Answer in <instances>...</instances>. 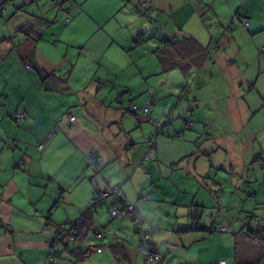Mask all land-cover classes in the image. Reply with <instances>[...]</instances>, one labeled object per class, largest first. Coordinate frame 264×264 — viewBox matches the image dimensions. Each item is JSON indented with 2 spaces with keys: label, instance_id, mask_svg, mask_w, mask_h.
I'll list each match as a JSON object with an SVG mask.
<instances>
[{
  "label": "crops",
  "instance_id": "crops-1",
  "mask_svg": "<svg viewBox=\"0 0 264 264\" xmlns=\"http://www.w3.org/2000/svg\"><path fill=\"white\" fill-rule=\"evenodd\" d=\"M6 1L8 10L0 17V264H46L49 251L46 238L52 237L58 224L82 215L93 196V172L84 159L89 150L102 156L104 176L112 184L120 183L127 200L148 221L160 227L155 234L160 252L172 253L164 259V264H171L173 254L179 249L190 252L196 238L184 233L197 232L195 227L201 225L200 215L206 209L226 207L227 193L223 191L218 198L219 186H210L208 181L205 186L203 179L199 180V190L193 192L175 178L181 172L184 176L195 173L188 161L193 156L213 157L206 124L195 111L191 114L194 118H190L192 102L185 96L178 98L171 111L168 103V107H162L161 116L156 115L160 106L153 97L162 99L165 93L150 86L151 96L147 99L145 91L137 89L141 77L137 78L139 72L135 66L142 73L147 68L153 75L162 72L164 68L155 48L143 50L137 41L146 38L143 46L156 47L161 35L176 39V32L184 34L188 24L180 23L178 18V27L171 30L153 19L148 24L146 16L151 12L138 6L141 1H147L127 0L135 5L131 11L123 8L122 12L127 13L122 17L121 27L127 21L125 18L133 21L134 27L131 24L130 33L124 36L97 21L88 23L89 16L81 8L80 0H66V11L58 9L63 0ZM167 1L169 4L170 0ZM261 9L248 5L244 11L252 20L251 28L256 30L259 26L264 29L263 21L259 26L254 25L262 15ZM71 15L72 21L67 22ZM156 26L158 31L152 36ZM143 31L147 32L141 39L138 34ZM25 62L31 66L26 68ZM122 94L123 102H119L118 95ZM142 94L140 102L151 103V117L157 119L166 114L171 124L164 127L165 132L158 139L156 159L146 161L150 177L140 163L155 127L150 122L143 125V119L124 110L129 98L137 99ZM195 106L197 111V98ZM19 109L26 110L21 121L15 118ZM71 115L76 119L68 122ZM185 116L195 123L194 127L185 128L176 122ZM138 128L143 129L141 134L135 131ZM213 175L211 170L199 178ZM209 191L217 204L208 195ZM147 192L151 193L150 201L141 197ZM182 194L190 197L182 199ZM58 199L60 203L55 206ZM104 208H99L91 219L95 225L91 231L96 232L98 244L104 247L100 254L105 256L110 247L112 254H108L117 257L114 264H134V248L139 251L140 237L136 229L134 236L131 219L112 221ZM211 217L222 225L226 222L220 211L208 219ZM248 223L240 229L242 237L236 241L235 258L221 254L206 264H217L220 259H226L228 264H264V243L247 236ZM205 226L204 230L210 231ZM210 234L197 233V236L207 244L214 242L224 248L225 235ZM229 238V244L234 245L235 238L231 234ZM109 239L111 246L107 245ZM85 247H80L79 253L72 246L65 249L60 264H72L74 256L84 260L97 253L87 252ZM84 254L88 255L82 257ZM188 257L189 253H183V264L194 263Z\"/></svg>",
  "mask_w": 264,
  "mask_h": 264
},
{
  "label": "rangeland",
  "instance_id": "rangeland-1",
  "mask_svg": "<svg viewBox=\"0 0 264 264\" xmlns=\"http://www.w3.org/2000/svg\"><path fill=\"white\" fill-rule=\"evenodd\" d=\"M146 1V3L141 1L138 6L146 8L149 13L151 12L149 16H146L149 20L148 24L153 19L164 29L171 30L178 27V18L180 23L188 24V30L184 34L182 31L176 32L177 40L183 37L182 34L184 36L188 33L192 34L204 44L210 55L205 58L206 62L201 67L195 66L197 59L188 61L187 68L178 65L168 72L155 73L156 75H153L154 73L148 68L147 71H150V74H147L145 69H143L145 73H142V69L135 65L139 72L137 78L141 77L138 80L140 87L137 89H143L147 99L151 96L150 86L165 93L162 99H159V96L153 97L155 103L157 100L160 106V109L155 112L159 116L162 114V107H168V103H171L169 107L171 111L180 96L189 98L192 102L189 116L194 118L191 114L195 111L194 114L206 124V134L210 138L213 157L201 154L193 156L188 161L192 164L191 168H194L195 173L184 176L181 172L176 174L175 178L186 183V187L192 189L193 192L199 190V180L206 181L205 186L208 181L210 186H219L217 189L218 198L220 193L224 194L223 191H226L228 200L226 207L219 209L218 206L215 211L214 208L213 210L208 208L203 212V215H200L199 219L201 225L208 226L210 223L208 216L217 215L220 211V214L226 217V222L223 225L228 226V230L210 232L195 228L197 232L184 233L188 236L193 234V237L196 238L195 241L192 240L193 247L190 252L177 250L173 254L171 264H183V253L185 255L189 253L188 260L194 262L193 264L209 263L221 254L235 258L237 256L236 241L242 237L240 229L245 222L257 224L258 218L264 219V29H260L262 27L259 26L260 21L264 22V0H249L247 3L245 0H170L169 4L167 0ZM79 3L89 16L88 23L97 21L104 28L111 29L115 33L119 32L124 36L130 33L129 26L131 24L134 27L133 21L125 17L127 21L121 27L122 17L127 13L122 11L127 7L130 11L133 10L134 3H128L127 0H80ZM248 5L252 9L262 7V15L254 22L255 26H259L257 27L259 30L245 29L240 21V16L237 15L238 11L242 15H246L244 11ZM69 6L71 7V4ZM132 17L134 18V13ZM62 20L60 21L62 22ZM157 28L159 27L156 26L155 31H158ZM149 36L147 35V37ZM143 45H140L141 49L146 51H152L155 48L154 45ZM186 45L193 47L194 56L204 59V55H200L199 49L202 45L193 46L189 43ZM122 80L125 81V78ZM112 96L115 98L116 93H113ZM142 96L144 94L137 95V99L134 100L141 106L143 105L140 102ZM196 98L198 100L197 111ZM147 105L150 106L151 103L144 106ZM164 116L163 119L154 120L163 122L164 118L168 117L166 114ZM140 117L145 116L140 112ZM144 120H148V117ZM176 122L181 123L185 128L195 125L192 120L188 119V116L182 117ZM148 123V121H144L142 124ZM151 123H149L150 126H152ZM128 126L132 125L128 124ZM142 130V128H138L135 131L141 134ZM134 169H136V165H134ZM211 170L215 175L208 179L199 178L206 176ZM171 187L175 188L176 185ZM208 195L214 199L216 204L218 203L210 191ZM181 197L184 199L190 196L182 194ZM198 198L200 199L201 196ZM163 209L166 207L163 206ZM104 210L108 211L107 208ZM253 215L256 216L255 219L252 218ZM108 218L111 219L110 216ZM130 221L134 226V236H136L135 224L132 219ZM209 232L225 235L227 243L224 248L217 247L214 242L207 244L197 236V233L211 235ZM230 234L235 238L234 245L229 244ZM111 240L109 239L107 245H112ZM108 253L112 254L110 247L105 256L93 253L88 259L79 260L77 256H74L71 260H73L72 264H114L117 262V257ZM169 254L165 252L162 256L166 260V257L172 253ZM58 263L60 264V258ZM134 264H147L141 251L135 248Z\"/></svg>",
  "mask_w": 264,
  "mask_h": 264
},
{
  "label": "trees",
  "instance_id": "trees-1",
  "mask_svg": "<svg viewBox=\"0 0 264 264\" xmlns=\"http://www.w3.org/2000/svg\"><path fill=\"white\" fill-rule=\"evenodd\" d=\"M67 1H69V0H67ZM65 5H66V0H63L62 2H60L59 4H58V9H60V10H64V11H66V9H68L67 7H65ZM0 6H5L6 8H5V11H3L2 13H0V17H2V16H4L5 14H6V12H7V10H8V2L6 1V0H0ZM237 15L238 16H240V21L243 23V26H244V28L245 29H247V30H250V28H251V21H250V19L246 16V15H242L241 13H240V11H238L237 12ZM70 19V20H69ZM72 21V16H70L68 19H67V22H71ZM246 23H249V25L247 26V24ZM22 30H24L23 28H22ZM147 31H143V32H141L140 34H138V37L140 36V38L142 39V37L144 36V34L146 33ZM156 32L157 31H155V33H154V35H152V36H155V34H156ZM183 37L181 38V39H178L177 40V38L176 39H174V38H171V37H167V35H161V38L159 39V44L155 47V54H156V56L158 57V59H159V61H160V63H162L161 65H162V67L164 68V70H166L165 72H168L170 69H172V68H174V67H176V66H178V65H183V68H187V64L189 63L188 61H196L197 59V63H196V67H201V66H203L204 64H205V62H206V57H208L209 55H210V53L206 50L207 48H205V46H204V44H202V42H200L194 35H192V34H186L185 36L184 35H182ZM144 41H147V39L146 38H143L141 41H137V44H139V45H142L143 43H144ZM187 43H189V44H192L193 46L194 45H202L199 49H200V55L201 54H203L204 55V59L202 58V59H199V56H194L193 54H195V52H194V49H193V47L191 46V45H186ZM26 64H28L29 65V67L31 66V64L29 63V62H25L24 63V65H26ZM198 65V66H197ZM28 67V68H29ZM163 70V71H164ZM119 96V98H118V101L119 102H123L122 101V98L124 97V94H122V95H118ZM136 99V97H131V98H129L127 101H128V106H126V108L124 109V110H126V112H128V113H132V114H134V116H139V118L142 120L143 119V121H148V122H152V124L154 125V130L151 132V134L149 135V137H148V139H147V143H148V151H147V153H146V155H145V157H144V159L141 161V163H140V165L144 168V170H145V172H146V175L147 176H149L150 177V174H149V171L147 170V166H146V161L147 160H154V159H156V157L154 156V153L157 151V147H158V143H157V145H156V150H153L152 151V157L151 158H148L147 157V154H148V152L150 151V149H151V146H150V142H149V138L152 136V135H154L155 133H156V130H157V125H156V122L160 125V127H161V133H160V135H162V134H164V132H165V130H164V127L166 126V125H168L169 126V124L168 123H170V121H169V119L168 118H166V119H164L163 120V122L161 121H155L154 119H153V117H151V114H150V112H151V110H152V106L150 105V109H149V112L146 114V115H144L145 117H140V109L141 108H143V106L144 105H139V104H137V103H135L134 102V100ZM189 99V98H188ZM131 101H132V103H131ZM131 103V104H130ZM138 108H140V109H138ZM20 111H22V112H24L25 114H26V110H24V109H19V111L16 113V115H15V118H16V120L17 121H21V120H18L17 119V114L20 112ZM72 116H74V115H71L70 116V118L72 117ZM76 117V116H75ZM146 117H148V120H144V118H146ZM70 118L68 119V122H72L71 120H70ZM24 120V119H23ZM186 120V119H185ZM139 122H141V121H139L138 120V123ZM186 123V122H185ZM187 125V124H186ZM160 135H159V137H160ZM159 139V138H158ZM46 143H44V144H42L40 147L42 148L44 145H45ZM90 151V150H89ZM93 152L95 151V150H92ZM97 154H99L97 151H95ZM87 153L88 152H86L85 153V155H84V159H85V161H86V163H87V167H88V169H90L92 172H93V174L95 173V170L92 168V166H91V164L88 162V155H87ZM99 156L101 157V159H102V162H103V166H102V168H101V173H102V175H103V177L105 178V181H104V183H102L101 185H99V186H94V184H93V181H92V178H93V175H92V177H91V183H92V185H93V188H94V192H93V196H92V198L89 200V203H88V207L85 209V211L82 213V215H80L79 217H82V218H84V222H82V224H80V226L78 227V226H76V221H77V219L79 218V217H77V218H75V219H73V220H66L65 222H63V223H61V224H58L57 226H56V230H55V232L58 230V228H59V226H61V225H63L64 223H71L74 227H75V229H76V240L78 241V242H64V241H62V245H60V246H54V244H53V240H52V237H50V238H46V244H47V246H48V255H47V257L50 255V253H52V248L53 247H56L57 248V250H59L60 251V254H59V257L57 258V263L56 264H59L58 263V259L60 258V260H61V257H62V252L65 250V249H67L68 247H71V246H73V247H75V248H72L73 249V251L75 252V253H79V251H78V249L80 248V247H82V248H86L85 246H87V249H88V251L87 252H89V251H92V252H97V253H101V252H103V250H104V247L102 246V245H99L98 244V240H97V234H96V232L94 231H91V230H93V227L95 226H93V224H94V221H92L91 219H92V216L94 215V214H96V211H99L98 209L99 208H104V207H106L107 208V210L108 209H110V207L112 206V205H116V204H123V205H126V204H132V203H130L128 200H127V198H126V196L124 195V193H123V190H122V185L120 184V183H117V184H112L111 183V179H108V178H106L105 176H104V168H105V163H104V161H103V158H102V156L99 154ZM116 186H120V189H121V192H122V200H118L117 199V197H115V196H111L110 198H107V199H102V200H99V201H97L96 203H94V205H90V202H91V200L92 199H96V198H100V191L101 190H103V189H105V190H109V189H112V188H114V187H116ZM147 195H149V198L148 199H145V197L147 196ZM141 197H142V199L143 200H145V201H150L151 200V193H143L142 195H141ZM60 203V200L58 199L57 201H56V204H55V206H57L58 204ZM133 205V204H132ZM134 206V205H133ZM135 207V206H134ZM136 208V207H135ZM136 211H137V213L138 214H140V215H142L141 214V212L136 208ZM106 213H108L109 214V212L107 211ZM109 216H110V214H109ZM143 216V215H142ZM111 217V216H110ZM144 217V216H143ZM123 218H130V219H132L131 217H128V216H124V217H122V218H119V219H123ZM145 218V217H144ZM111 219L112 220H114L115 218H112L111 217ZM145 220L146 221H148L146 218H145ZM260 220H263V222H260ZM258 223L257 224H252L251 222H249L248 224H247V231H246V234H247V236H249L250 238H252V239H256V240H258V241H262V242H264V219H259L258 218ZM148 222H150V221H148ZM134 223V222H133ZM150 223H152V222H150ZM212 223H214V224H216V223H218L216 220H215V218L214 217H211V219H210V223L208 224V226H207V228L209 227V230L211 231V232H218L217 230H214L213 229V224ZM95 224H97V223H95ZM153 225H155V227H156V229L154 230V231H152V241H154V244L158 247V254L160 255V260H158V261H155V262H152L151 264H163V261H165L164 260V257L162 256V254H161V252H160V245L155 241V234L157 233V232H159L160 231V227L158 226V225H156V224H154V223H152ZM221 224V223H220ZM1 226L2 227H4V224L3 223H1ZM194 227H195V225H194ZM228 227V226H227ZM195 228H197V229H204V228H206V226L205 225H196V227ZM135 229H136V231H137V233L139 234V237H140V242H139V250L141 251V253L143 254V256H144V259H145V261H146V263L147 264H150V260H148L147 258H145V255H144V253H143V251H142V248H141V241H142V237H141V234L139 233L140 231H138L139 229H137L136 228V226H135ZM54 234V233H53ZM88 234H89V236H88ZM53 236V235H52ZM88 236V237H87ZM95 240L96 241V244H97V246L96 247H90L88 244H89V242L90 241H92V240ZM81 242V243H80ZM98 249H102L101 251H99ZM88 254H84V255H82V257H86ZM46 257V258H47ZM220 260H222V259H220ZM219 260V261H220ZM226 260V259H225ZM227 261V260H226ZM219 263V262H218ZM217 263V264H218ZM227 263H228V261H227Z\"/></svg>",
  "mask_w": 264,
  "mask_h": 264
},
{
  "label": "built area",
  "instance_id": "built-area-1",
  "mask_svg": "<svg viewBox=\"0 0 264 264\" xmlns=\"http://www.w3.org/2000/svg\"><path fill=\"white\" fill-rule=\"evenodd\" d=\"M5 6H0V13H2L3 11H5ZM70 20V19H69ZM247 26L249 25V23H246ZM26 68L29 67L28 64L25 65ZM149 108L150 106H144L143 108H138L140 109V112L143 115H146L149 112ZM26 114L22 111H20L17 114V119L18 120H23L25 119ZM76 119L75 116H72L70 118L71 121H74ZM157 125V130L156 133L154 135H152L149 138V142H150V146L151 149L147 154L148 158L152 157V151L156 150V145L158 143V138L159 135L161 133V127L160 125L156 122ZM52 136V134L50 135V137ZM88 155V162L91 164L92 168L95 170V173L93 174V184L94 186H99L102 183H104L105 178L103 177L102 173H101V168L103 166V162L101 157L99 156V154H97L95 151L93 152L92 150L88 151L87 153ZM100 198H96V199H92L90 202V205H94V203H96L99 200L102 199H107L110 198L111 196H115L117 197L118 200H122V192L120 189V186H116L112 189L109 190H101L100 192ZM149 195H147L145 197V199H148ZM108 212L110 214V216L112 218L115 219H119L122 218L124 216H128L131 217L136 228L139 229L138 231H140L139 233L141 234L142 237V241H141V248L142 251L145 255V258H147L148 260H150V264L152 262L158 261L160 260V255L158 254V247L154 244V241H152V231H154L156 229L155 225H153L152 223L148 222L145 220V218L138 214L136 211V208L132 205V204H116V205H112L110 207V209H108ZM82 222H84V218L79 217L76 221V226H80V224H82ZM260 222H263V220H260ZM213 224V229L217 230V231H227L228 227L224 226L220 223H212ZM89 236V234H88ZM87 236V237H88ZM52 240H53V244L54 246H60L62 245V241L64 242H78L76 240V229L75 227L71 224V223H64L63 225L59 226L58 230L53 234L52 236ZM81 243V242H80ZM90 247H96V241L93 239L92 241L89 242L88 244ZM99 251H101L102 249H98ZM60 251L57 250L56 247L52 248V253H50V255L46 258L45 263L46 264H56L57 263V258L59 257ZM218 264H228L227 261L225 259H222L219 261Z\"/></svg>",
  "mask_w": 264,
  "mask_h": 264
}]
</instances>
